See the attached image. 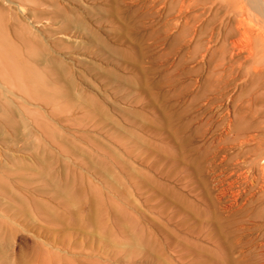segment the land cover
Wrapping results in <instances>:
<instances>
[{
	"label": "rangeland",
	"instance_id": "374dc122",
	"mask_svg": "<svg viewBox=\"0 0 264 264\" xmlns=\"http://www.w3.org/2000/svg\"><path fill=\"white\" fill-rule=\"evenodd\" d=\"M52 1L10 29L19 66L0 52V264H264V100L236 121L261 15L69 0L70 24Z\"/></svg>",
	"mask_w": 264,
	"mask_h": 264
},
{
	"label": "bare ground",
	"instance_id": "6f19581e",
	"mask_svg": "<svg viewBox=\"0 0 264 264\" xmlns=\"http://www.w3.org/2000/svg\"><path fill=\"white\" fill-rule=\"evenodd\" d=\"M33 1V0H32ZM39 2H42V1H44L45 2V0H38ZM48 1H50L51 2V0H48ZM214 1H216V0H214ZM237 1V0H236ZM238 1H240V2H244V4H243V6L245 5V8H246V6L247 7H249V9H251V12H252V10L254 11H256L257 13H259L261 16V18L259 19V18H257V19H255L254 17V19H255V22H257V23H259V24H262L263 26H264V4H263V2L261 1V0H238ZM25 2V0H20L19 2L17 1V4H15L14 5V1H12V0H4L3 2L2 1H0V52L2 51V52H4L7 56H11V54H13L15 57H16V61H14V62H16V64L19 66V64L20 63H18L19 61H20V59H19V57L22 59V57L20 56V54L18 53V52H16V46H15V42L12 40V36L11 35H13V33H12V30H10V29H13V26L15 25H17L18 27H27V24H25V21H26V23L28 22V21H30L29 19H30V17L29 16H27L28 15V8L26 7V4L24 3ZM38 2V3H39ZM69 0H53L52 1V3H50V6L52 5V4H55L54 5V7L53 8H55L54 9V15H57V16H60V17H62L64 20L63 21H65L66 23H70L71 24V22H73V19H75L73 16H75L74 14H73V12L71 13L73 16H69V11H67V9L64 7V5H65V3H68L67 5H69ZM186 2V1H185ZM184 2V3H185ZM212 2V1H211ZM71 3V2H70ZM215 3V2H214ZM40 4V3H39ZM237 4H239V3H237ZM42 5V4H41ZM41 5H38V6H41ZM73 5V4H72ZM230 5H231V3H230ZM234 5V4H233ZM33 6V5H32ZM43 6V5H42ZM47 6V5H46ZM52 7V6H51ZM31 8V7H30ZM68 8V7H67ZM229 8H231L230 6H229ZM51 8L49 7V10H50ZM69 9V8H68ZM72 9H74V8H72ZM248 9V8H247ZM32 10V9H31ZM38 10V9H37ZM75 10V14H76V9H74ZM189 10V9H188ZM33 11V10H32ZM35 11V10H34ZM52 11V10H51ZM249 11V10H248ZM247 11V12H248ZM255 12V13H256ZM47 14V13H46ZM50 14V13H49ZM252 15V14H251ZM257 15V14H256ZM33 16H35V15H33ZM253 16H254V13H253ZM32 17V16H31ZM51 17V16H50ZM257 17V16H256ZM258 17H259V15H258ZM35 18H36V16H35ZM32 19H33V17H32ZM38 19V18H37ZM50 19H52V18H50ZM34 20V19H33ZM250 20H251V18H250ZM61 21V20H60ZM70 21V22H69ZM253 21V20H252ZM74 22H81L80 20H78V19H75L74 20ZM73 22V23H74ZM193 22H197V17H195L194 16V18H191L190 20L188 19V18H186V20H185V22H184V25H188L189 23H193ZM32 23H34V22H32ZM31 23V24H32ZM82 23V22H81ZM80 23V24H81ZM234 23V22H233ZM233 23H232V21H230L228 24H232L233 25ZM243 23H245V21L244 20H238L236 23H235V26L234 27H236L235 29L237 30V32L239 33V31H240V29H242V28H244L243 27ZM51 24V23H50ZM70 24H68V25H70ZM67 25V24H66ZM210 25V24H209ZM262 25H260V26H262ZM262 26V27H263ZM33 27V26H32ZM27 31H29V30H27ZM45 33V32H44ZM38 34V33H37ZM36 34V35H37ZM48 34V33H47ZM244 36H247V32H246V30H244L243 31V33H242ZM21 36V35H20ZM32 36V35H31ZM35 36V35H34ZM249 36V35H248ZM33 37V36H32ZM34 38V37H33ZM226 38H229V37H226ZM250 38V37H249ZM13 39H15V38H13ZM38 39V38H37ZM40 39H42V38H40ZM39 39V40H40ZM38 40V41H39ZM226 40V39H225ZM251 40V39H250ZM19 41V40H18ZM51 41H53V40H51ZM21 43V42H20ZM41 43H42V41H41ZM53 43V42H52ZM51 43V44H52ZM44 44V43H43ZM21 45V44H20ZM42 45V44H41ZM49 46V45H48ZM55 46V45H54ZM235 46V45H234ZM24 47V46H23ZM44 47H46V46H44ZM57 47V46H56ZM32 48V47H31ZM210 48V47H209ZM24 49H25V47H24ZM51 49V48H50ZM47 50V49H46ZM45 50V51H46ZM32 51H33V49L31 50V52L30 53H32ZM40 51V50H39ZM50 50H48V52H49ZM26 52H27V50H26ZM28 53V52H27ZM26 54V53H25ZM33 54V53H32ZM36 55V58H37V61L38 62H40L42 59H43V57H44V52L42 51V52H37V53H35ZM34 55V54H33ZM13 56V57H14ZM26 57H27V55H26ZM9 58V57H8ZM45 58V57H44ZM10 59V58H9ZM46 59V58H45ZM48 59V58H47ZM50 59V58H49ZM53 59V58H52ZM24 60H26V59H24ZM27 60H32V58L31 59H27ZM1 61H2V59H1ZM34 62H35V60H33ZM32 61V62H33ZM44 61V60H43ZM22 62H24V61H22ZM56 60H52L51 62H49V66H50V68H55V66H56ZM57 63H59V62H57ZM61 63V62H60ZM23 64V63H22ZM35 64V63H34ZM38 64V63H37ZM33 65V64H32ZM39 65V64H38ZM45 65V64H44ZM24 66V65H23ZM62 66V65H61ZM69 66V65H68ZM29 67V66H28ZM59 67V66H58ZM64 67V66H63ZM15 68H16V65H15ZM17 68H20V67H17ZM33 68H35V67H33ZM49 68V67H48ZM49 68V69H50ZM3 65L1 66L0 65V71H3ZM21 69V68H20ZM36 69V68H35ZM60 69V68H59ZM62 69V68H61ZM66 69V68H65ZM71 69V68H70ZM18 70V69H17ZM29 70V69H28ZM27 70V71H28ZM51 70V69H50ZM54 70V69H53ZM52 70V71H53ZM55 71V70H54ZM61 72H62V70H60ZM68 71V70H67ZM71 71H72V69H71ZM6 72H7V70H6ZM20 72V71H19ZM22 72V71H21ZM25 72V71H24ZM51 72V71H50ZM64 72V71H63ZM69 72V71H68ZM254 72H255V77H254V81H253V83H252V85H253V87H254V89H252L253 91L250 93V91H248V93L247 94H249L248 95V97H249V99H250V101L249 102H246L245 103V105L242 107V111H241V113L239 114V117H236V121L238 122H240V120H241V117H250L253 113H252V110H251V107L255 104V103H257V102H261L262 100H264V93L263 92H261V95L258 93L259 92V90L261 89V90H263L264 91V81H263V78H264V67H262V68H260V69H255L254 70ZM56 73V72H55ZM55 73H53V74H55ZM70 74V73H69ZM72 74V73H71ZM57 75V74H56ZM67 75V74H66ZM263 82V83H262ZM244 96H246V95H244ZM247 97V98H248ZM7 112V111H6ZM11 114H12V112H11ZM10 113H9V115H11ZM8 115V114H7ZM7 118V117H6ZM13 118V117H12ZM9 120H10V118H9ZM239 122H238V124H239ZM238 124H237V126H236V131H237V129H238Z\"/></svg>",
	"mask_w": 264,
	"mask_h": 264
},
{
	"label": "crops",
	"instance_id": "0c3cea01",
	"mask_svg": "<svg viewBox=\"0 0 264 264\" xmlns=\"http://www.w3.org/2000/svg\"><path fill=\"white\" fill-rule=\"evenodd\" d=\"M238 39V38H237ZM262 68V67H261ZM260 69V68H259ZM254 75H255V72H254ZM255 77V76H254Z\"/></svg>",
	"mask_w": 264,
	"mask_h": 264
}]
</instances>
